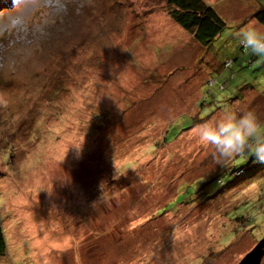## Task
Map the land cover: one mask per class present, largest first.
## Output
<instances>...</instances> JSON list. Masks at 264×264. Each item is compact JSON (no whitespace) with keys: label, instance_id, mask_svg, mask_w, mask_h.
Returning a JSON list of instances; mask_svg holds the SVG:
<instances>
[{"label":"rangeland","instance_id":"374dc122","mask_svg":"<svg viewBox=\"0 0 264 264\" xmlns=\"http://www.w3.org/2000/svg\"><path fill=\"white\" fill-rule=\"evenodd\" d=\"M204 1L206 47L165 0H0V264H239L264 237V173L156 217L231 159L226 126L264 156V0ZM200 99L220 111L156 149Z\"/></svg>","mask_w":264,"mask_h":264},{"label":"trees","instance_id":"16d2710c","mask_svg":"<svg viewBox=\"0 0 264 264\" xmlns=\"http://www.w3.org/2000/svg\"><path fill=\"white\" fill-rule=\"evenodd\" d=\"M165 12L172 22L177 24L182 30L191 35L193 40L200 46L206 47L210 45L222 33V31L227 28V23L223 16L215 9L214 6L207 4L204 0H165ZM247 18L255 21L262 28L264 33V6L258 7L251 14L245 17V19ZM249 102L248 98H246L245 101L243 100L240 102L241 104H238V107L235 106L237 104H234L235 107L233 106L227 111V113H229V111L233 109L239 110L241 105L247 106V103ZM201 103L202 100L200 99L197 102L198 111L196 112L195 116H191L185 113L177 117L176 121L185 117L187 119L180 127H176L174 137L170 138L168 136V133L169 131H171V124H173L175 121L167 125L163 134V139L160 142H157L154 147L156 149H160L163 148L164 145L173 143L183 133L208 123L213 118V116H215L216 113L220 111L218 108L216 111H211L210 114L201 115L202 109L199 108ZM248 108L251 107L249 106ZM239 118L240 115L238 117V124L240 125V128L243 129L244 127H242V123L240 124ZM187 123L188 125H186ZM226 127L223 129L222 133L225 140L233 149V155H231V159L226 164L222 165V167L217 171L212 173V175H208L206 178H200L196 181L191 182L190 184H185L182 188L179 189L180 191H177L173 201L167 203L165 207L156 212V217H161L166 212L175 210L176 206L178 205H189L192 202H196L198 199H200L198 203H203L205 200H208V187H204H206L209 182H213V184L216 185V188L219 189L218 193L222 195L226 193L227 189L234 186H237L239 189L241 187L246 188L248 186L246 184H251V180L255 176L264 173V156L262 155V152L251 156H249L248 153L250 149H253L251 147L252 143H248L249 141L251 142V139L247 134L250 130L244 129L245 134L242 135L243 138L245 137V139L247 138L250 140L246 141L244 139H241L240 143L237 145L234 142H230L229 137H226ZM259 148L260 150L263 149L262 147ZM238 158L243 160L245 159V161L242 164L238 165ZM197 187V193H199V196H196L195 194ZM202 189L204 190L200 193ZM245 220L246 217L242 215L235 218L234 222L245 226L244 222H247ZM258 232L260 231H257L256 233ZM7 243L8 242L6 239L5 231L2 226V219L0 218V259H6V256H8Z\"/></svg>","mask_w":264,"mask_h":264},{"label":"water","instance_id":"95a60500","mask_svg":"<svg viewBox=\"0 0 264 264\" xmlns=\"http://www.w3.org/2000/svg\"><path fill=\"white\" fill-rule=\"evenodd\" d=\"M264 256V237L258 241L255 248L249 252L239 264H260Z\"/></svg>","mask_w":264,"mask_h":264}]
</instances>
